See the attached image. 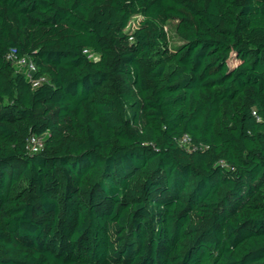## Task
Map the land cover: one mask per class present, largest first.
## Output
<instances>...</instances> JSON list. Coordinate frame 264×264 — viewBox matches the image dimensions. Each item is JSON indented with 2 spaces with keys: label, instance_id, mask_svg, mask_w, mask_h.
<instances>
[{
  "label": "trees",
  "instance_id": "16d2710c",
  "mask_svg": "<svg viewBox=\"0 0 264 264\" xmlns=\"http://www.w3.org/2000/svg\"><path fill=\"white\" fill-rule=\"evenodd\" d=\"M0 264H264V0H0Z\"/></svg>",
  "mask_w": 264,
  "mask_h": 264
},
{
  "label": "built area",
  "instance_id": "2783aa9c",
  "mask_svg": "<svg viewBox=\"0 0 264 264\" xmlns=\"http://www.w3.org/2000/svg\"><path fill=\"white\" fill-rule=\"evenodd\" d=\"M132 21L129 29L133 30L136 27V22ZM133 23V26H132ZM85 52L89 54V57L97 59L98 54L95 51H90L89 49H85ZM8 60H10L17 69H23L25 71V74L27 77H29L30 81L33 83L34 86L39 85L42 81L46 80L45 77H35L33 76V73L38 71V67L33 61V59L29 56H20L16 49L12 48L8 55H7ZM45 144V140L42 136L39 135H31L28 138L27 141V148L30 152H38L40 151Z\"/></svg>",
  "mask_w": 264,
  "mask_h": 264
},
{
  "label": "rangeland",
  "instance_id": "374dc122",
  "mask_svg": "<svg viewBox=\"0 0 264 264\" xmlns=\"http://www.w3.org/2000/svg\"><path fill=\"white\" fill-rule=\"evenodd\" d=\"M135 24V22H133ZM132 23V26H133ZM176 26H177V22L176 21H170V23L167 26L169 35L171 37V39H173V43L174 44H178L179 40H178V36H177V32H176Z\"/></svg>",
  "mask_w": 264,
  "mask_h": 264
}]
</instances>
